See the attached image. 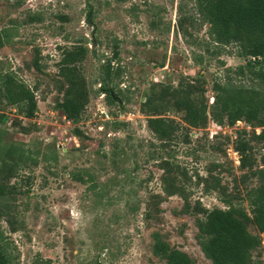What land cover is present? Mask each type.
<instances>
[{
    "label": "rangeland",
    "instance_id": "rangeland-1",
    "mask_svg": "<svg viewBox=\"0 0 264 264\" xmlns=\"http://www.w3.org/2000/svg\"><path fill=\"white\" fill-rule=\"evenodd\" d=\"M17 3L0 0V30L9 27L13 34L11 44L0 50V63L36 89L37 113L28 119L17 107L0 104L9 115L5 140L29 156L11 181L17 186L18 230L12 232L7 217L0 220L14 261L166 264L153 254L152 235L158 232L195 264H211L197 240L196 217L182 212V197L165 193L171 181L165 182L162 165L169 161L173 166V177L192 206L200 202L206 209H226L224 200L237 197L234 203L250 212L246 195L258 179L242 181L247 170L240 169L234 141L239 131L253 130L244 122L219 127L212 120L204 129L188 130L182 114L168 112L164 117L174 119L177 128L162 142L141 109L154 85L177 87L194 78L201 79L212 106L214 84L226 76L244 83L235 70L248 60L235 45L219 47L210 40L193 0ZM81 45L88 49L78 69L87 82L89 103L74 124L57 105L63 99L59 73L64 51ZM113 57L119 78L107 81L102 67ZM36 59L41 71L33 67ZM103 84L114 88L120 101L111 103L99 92ZM263 154L256 145L259 166ZM74 174L88 183L74 180ZM212 177L221 182L220 190L207 191L199 184L208 178L213 187ZM250 232L258 234L254 226ZM259 236L262 244L253 260L264 264V233Z\"/></svg>",
    "mask_w": 264,
    "mask_h": 264
},
{
    "label": "trees",
    "instance_id": "trees-1",
    "mask_svg": "<svg viewBox=\"0 0 264 264\" xmlns=\"http://www.w3.org/2000/svg\"><path fill=\"white\" fill-rule=\"evenodd\" d=\"M193 1L196 13L208 25L210 40L219 47L235 45L239 56L248 60L245 65L235 70L245 82H236L229 76L224 81L216 82L213 86L215 95L212 106L207 103V91L199 78L189 82L181 81L177 87L171 84L154 85L147 94L141 111L148 116L150 130L162 142L170 140L177 128L174 119L164 117L168 112L182 114L188 130L204 129L210 120L219 127H233L237 122H244L252 128L251 134L239 131L234 141V148L240 155V169L247 170L242 175V181L245 182L251 177L258 179V184L246 195L250 212L247 207L234 203L237 197L224 200L226 209H206L200 202L192 206L189 195L184 193L174 179L173 174L176 171L169 161H164L162 168L167 173L165 182L168 184L171 181L165 187V193L168 196L182 197V212L196 217L197 240L211 264H258L253 260V252L262 244L259 233H264V154L259 166L254 150L256 145H261L264 152V0ZM21 4L22 0H18L17 5ZM91 16L90 11L89 17ZM12 38L11 28L1 29L0 50L10 45ZM87 54V47L81 45L65 50L61 61L59 74L62 78L60 92L63 93V99L57 105L74 124L89 103L87 82L80 68L78 69V64L84 61ZM114 59L116 57L108 60L102 67L107 81L119 78V71H113ZM33 67L41 71L38 59L33 62ZM99 92L105 93L111 103L120 101L114 88L103 84ZM0 104L17 107L19 114L28 119H32L37 113L36 89H31L14 73L4 70L1 63ZM8 121V113L0 107V220L7 217L12 232H15L18 230L14 221L17 186L12 185L11 181L27 165L29 156L25 149L5 140L3 126ZM256 129H261V132L257 133ZM73 178L83 184L88 183L82 175L74 174ZM212 180L213 187L208 178H200L199 184L204 183L207 191L211 188L220 190L219 179L212 177ZM156 208L159 210L158 206ZM146 216L147 219L150 218L151 209ZM251 226L256 228L258 234L250 232ZM152 237L153 254L166 261V264H195L187 253L173 248L162 234L155 232ZM0 264H17L10 253L7 238L1 231ZM98 264H102L101 261Z\"/></svg>",
    "mask_w": 264,
    "mask_h": 264
},
{
    "label": "water",
    "instance_id": "water-1",
    "mask_svg": "<svg viewBox=\"0 0 264 264\" xmlns=\"http://www.w3.org/2000/svg\"><path fill=\"white\" fill-rule=\"evenodd\" d=\"M102 263H103V261H102Z\"/></svg>",
    "mask_w": 264,
    "mask_h": 264
}]
</instances>
